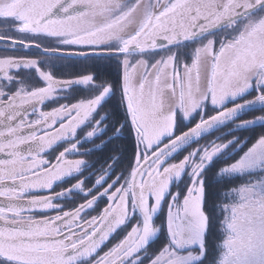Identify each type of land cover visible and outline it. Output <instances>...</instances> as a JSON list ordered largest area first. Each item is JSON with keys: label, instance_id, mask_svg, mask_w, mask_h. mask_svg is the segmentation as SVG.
Here are the masks:
<instances>
[{"label": "snow or ice", "instance_id": "obj_1", "mask_svg": "<svg viewBox=\"0 0 264 264\" xmlns=\"http://www.w3.org/2000/svg\"><path fill=\"white\" fill-rule=\"evenodd\" d=\"M0 264H264V0H0Z\"/></svg>", "mask_w": 264, "mask_h": 264}]
</instances>
